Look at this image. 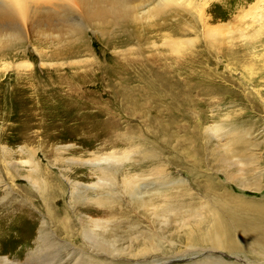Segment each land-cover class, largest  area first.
<instances>
[{"label":"rangeland","instance_id":"obj_1","mask_svg":"<svg viewBox=\"0 0 264 264\" xmlns=\"http://www.w3.org/2000/svg\"><path fill=\"white\" fill-rule=\"evenodd\" d=\"M159 1L132 0L135 16L106 32L49 12L77 41L64 24H5L21 39L0 47L3 255L43 232L58 255L41 264H264V250L204 237L233 221L247 245L236 223L264 214V2L147 16ZM95 220L96 245L83 236Z\"/></svg>","mask_w":264,"mask_h":264},{"label":"bare ground","instance_id":"obj_2","mask_svg":"<svg viewBox=\"0 0 264 264\" xmlns=\"http://www.w3.org/2000/svg\"><path fill=\"white\" fill-rule=\"evenodd\" d=\"M258 1L261 4L264 2V0H258ZM204 2H203V5H204ZM179 5L185 8L201 7V6L203 7V5L198 4L197 0H160L159 2H156L155 6L152 7L154 8L153 10L147 11V16L153 17L155 15H160L164 7L179 6ZM59 7L69 8L70 12L71 11L77 12L78 10H80L81 15L79 16V18L81 22L78 24H99L101 27L98 26L96 27V29L100 32H106L109 26H120L121 24H126L127 21H129L131 18L135 16V15L133 16V14H135V8H136L135 6H133L132 0H0V47L1 49L2 50L4 49V45L9 43L11 37L14 38V41L21 39V34H19L20 32H17V31L9 32L8 28H6L5 24H11V22L14 19L17 20L19 24H31V25L46 24L44 27L45 31H52V29L58 30L60 29L59 25L64 24L62 25V27L68 29V33L70 35L69 39L74 40V41L79 40L81 36V32L79 31L80 28H78L79 26L75 28H71L68 25H65V24H75L74 21H71V20L65 21L66 19L60 20L58 18L56 19L54 16H52L53 14H49V12H56L57 9H62ZM202 7H201L200 20L203 19ZM39 8H44L42 9L44 12L43 11L38 12L37 10ZM260 9L261 11H264V8H260ZM40 13L43 14L44 16L43 19L38 17ZM260 16L261 18H264V12H262ZM52 24H57V25H52ZM12 29L13 28H11V30ZM3 32H9V33L3 34ZM206 33L207 31L204 30V35H206ZM169 45L172 47L173 46L179 47V45H184V42L182 41L180 43L170 42ZM240 206H243V205H240ZM231 207L232 206H230V208H228L227 210L231 211L230 215L233 217V220L237 219L239 215L237 212V209L236 207L235 208L234 207L231 208ZM259 213H262V211H259ZM105 223L106 222L104 221L100 222L99 220L90 221V228L85 230V232L83 233V236H85L84 238L86 240H90V242L96 245L97 244L96 241L99 238H97L98 234L95 233L96 232L95 229L100 228V227L102 228V226ZM231 223H233V221H231L229 224H226L224 222L222 223L218 219L214 220L211 223V227H209L210 229L207 230V233L205 234L204 237L210 243H213L225 249L232 250L235 247L237 248V246H242V248L245 247L246 249H252V247H256L257 249L264 250V214L259 215L256 219H253L249 222L242 223L241 221H238L236 223V226L240 227L242 231V235L246 236L247 240H249L247 245L240 244V241H239L240 238L234 239L233 236L230 235L229 230H230V227L232 226ZM102 231L104 232L106 230L102 229ZM42 233H40L39 235L38 245L36 246L34 251L25 254L26 247H23V249H21L19 252L13 255H3L2 253H0V264H41L40 263L41 261L39 259H41V257H44L45 255L48 256V254H51V252L50 253L48 252L49 247L51 246L54 247L57 245V244H52L53 242L50 243L52 240H49V242H47L46 238L43 237ZM234 234H236L235 231H234ZM26 235L27 234L25 232L24 233L25 238L20 239L24 243L28 242ZM49 243L52 245H50ZM47 247H48V250L46 249ZM53 253L50 255V257L53 256ZM56 253L57 252H55L54 254ZM57 255L58 254H56L54 257L56 258ZM47 256H45L46 257V259L44 258L45 260H47ZM52 260H53V257H52ZM44 263L45 262H42V264ZM47 263H49V261H47ZM57 263L60 264V262H57Z\"/></svg>","mask_w":264,"mask_h":264}]
</instances>
